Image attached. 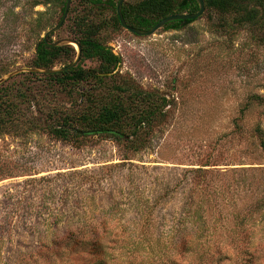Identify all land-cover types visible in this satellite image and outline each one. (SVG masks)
I'll return each mask as SVG.
<instances>
[{"label":"rangeland","instance_id":"374dc122","mask_svg":"<svg viewBox=\"0 0 264 264\" xmlns=\"http://www.w3.org/2000/svg\"><path fill=\"white\" fill-rule=\"evenodd\" d=\"M33 1L0 0V80L29 87L34 100L0 134V264H264V21L227 25L205 14L136 36L110 26L112 10L90 13L73 0L52 43L68 45L75 8L107 20L102 40L121 58L87 87L105 104L119 86L168 100L133 151L112 136L68 145L43 130L57 88L44 93L23 70L63 13L56 0ZM76 99L63 98L67 108Z\"/></svg>","mask_w":264,"mask_h":264},{"label":"trees","instance_id":"16d2710c","mask_svg":"<svg viewBox=\"0 0 264 264\" xmlns=\"http://www.w3.org/2000/svg\"><path fill=\"white\" fill-rule=\"evenodd\" d=\"M56 1L60 3L64 15L67 0ZM83 1L90 4V13L93 9L101 14L112 10L111 25L107 20L97 23L92 17L89 18L83 13L75 15L74 8L70 39L81 47L80 60L76 66L56 73L27 72L23 75L32 82L41 83V86L45 87L43 92L46 94L54 91L51 90L52 87L57 88L58 104L47 107L48 111L43 112L44 119L40 120L43 130L56 141L62 144L80 145L92 135L112 136L118 138L120 142L125 140L129 144H125L126 146L137 151L144 148L146 137L165 117L168 100L159 93H129L127 89L119 86L116 87L115 94L110 88L108 89L106 96L110 100L105 104L103 95L97 89L87 87L88 82L93 79L101 82L102 75L112 74L121 63V58L115 55L112 48L106 46L105 40H102L101 32L107 30L108 25L118 30L123 29V26L117 13V0ZM205 3L204 15L217 16L227 25L228 21L238 25H255L264 21V0H205ZM40 4H47V1L34 0L32 7ZM198 11L199 5L196 0H141L135 4L125 3L122 7V14L127 24L142 30L153 28L159 21L169 16L194 14ZM193 22L192 20L171 22L163 29L180 28ZM52 37L53 35L49 36L47 41L44 38L38 41L32 69L51 71L54 70L57 62H69L64 65V68H67L76 61L78 52L74 46L69 44L51 46ZM87 61H97L99 66L95 69H87L83 66ZM8 83L7 81L0 85V134L9 133L17 118L21 115L25 116L23 105L30 107L34 103L32 89L14 87V83ZM74 92L79 93L82 100L76 99L75 107L67 108L63 98L74 97ZM127 93L129 95L124 100L123 94ZM78 101L86 104L87 107L80 108ZM258 131L264 148L263 133L259 128Z\"/></svg>","mask_w":264,"mask_h":264},{"label":"water","instance_id":"95a60500","mask_svg":"<svg viewBox=\"0 0 264 264\" xmlns=\"http://www.w3.org/2000/svg\"><path fill=\"white\" fill-rule=\"evenodd\" d=\"M72 1L73 0H67L66 2V7H65V12L63 15V18L61 19L60 23L54 27L53 29L49 30L48 32H46V34L44 35V40L47 41L48 37L53 35L54 33H56L57 31H59V29L64 25V23L66 22V19L68 17L71 5H72ZM198 5H199V11L197 13L194 14H178V15H172L169 16L165 19H162L161 21H159L153 28L149 29V30H142V29H136L133 28L131 26H129L127 24V22L125 21L123 14H122V7L124 5L125 0H119V3L117 5V13L120 19V22L122 24V26L129 31L132 34H135L137 36H150V35H154L156 32H158L159 30H161L162 28H164L165 25L171 23V22H176V21H195L197 19H199L200 17H202L206 11V3L205 0H196ZM66 44L75 46L78 52V56L76 61L68 66L67 68H63L60 70H51V71H46V70H41V69H25L23 70L24 72H38V73H56V72H60V71H64L67 69H71L73 67L76 66V64L79 62L80 60V56H81V47L73 40H68ZM51 46H62L61 42L59 43H52ZM8 78V77H7ZM6 78V79H7ZM6 79H1L0 80V84L4 83V81Z\"/></svg>","mask_w":264,"mask_h":264}]
</instances>
